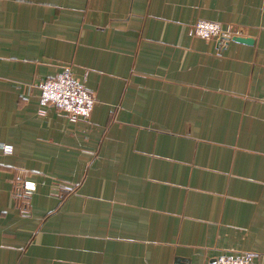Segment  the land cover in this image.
I'll list each match as a JSON object with an SVG mask.
<instances>
[{
    "label": "crops",
    "instance_id": "1",
    "mask_svg": "<svg viewBox=\"0 0 264 264\" xmlns=\"http://www.w3.org/2000/svg\"><path fill=\"white\" fill-rule=\"evenodd\" d=\"M0 145V264H264V0H0Z\"/></svg>",
    "mask_w": 264,
    "mask_h": 264
},
{
    "label": "built area",
    "instance_id": "2",
    "mask_svg": "<svg viewBox=\"0 0 264 264\" xmlns=\"http://www.w3.org/2000/svg\"><path fill=\"white\" fill-rule=\"evenodd\" d=\"M194 34L202 38L222 37L223 43H229L235 35L233 28H224L216 21L199 20L193 26ZM41 103L46 107L56 108L66 113L73 121L88 119L95 107L94 93L79 81L70 68L64 69L55 77L49 78L41 84ZM4 151H11L12 145H0ZM28 190L35 188V183H25ZM257 254L252 251L240 252L236 255H219L209 264H256Z\"/></svg>",
    "mask_w": 264,
    "mask_h": 264
},
{
    "label": "water",
    "instance_id": "3",
    "mask_svg": "<svg viewBox=\"0 0 264 264\" xmlns=\"http://www.w3.org/2000/svg\"><path fill=\"white\" fill-rule=\"evenodd\" d=\"M232 40L240 41V42H245V43H252V42H253V39H252V38H249V37H243V36H234ZM218 44H219L220 46H223V45H222V37L219 39Z\"/></svg>",
    "mask_w": 264,
    "mask_h": 264
}]
</instances>
